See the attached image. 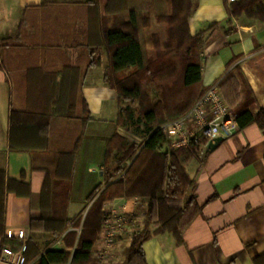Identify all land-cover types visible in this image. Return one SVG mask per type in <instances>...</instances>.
Returning a JSON list of instances; mask_svg holds the SVG:
<instances>
[{
	"label": "crops",
	"instance_id": "0c3cea01",
	"mask_svg": "<svg viewBox=\"0 0 264 264\" xmlns=\"http://www.w3.org/2000/svg\"><path fill=\"white\" fill-rule=\"evenodd\" d=\"M121 1L127 6L104 14L93 0H0V264H15L16 253L32 239L39 244L49 240L34 235L30 221L45 206L49 175L43 166L52 168L55 154L77 153L68 167L62 165L69 184L59 193L69 197L65 214L79 216L80 229L117 172L115 158L106 162L105 153L109 138L125 130L118 122L117 92L105 81L110 59L104 28L127 22L131 9L139 22L147 17L139 26L147 58L154 53L155 39L165 36L159 17L173 14L172 0ZM229 5L227 0H191L188 31L192 36L206 31L199 53L201 79L194 90L227 74L222 93L234 112L244 105V86L256 107L264 109V22L244 16L228 21ZM11 110L27 117L51 116L46 150L10 149ZM33 126L15 128L13 137L31 146L45 144L43 136L33 134L37 123ZM200 158L186 167L193 187L184 201H194L184 212L180 241L168 232H151L142 243L146 264H264V130L250 124L215 148L208 145ZM97 185L99 192L88 200ZM138 205L119 196L103 202L101 210L111 206L124 214ZM99 238L96 242L108 244ZM122 259L103 257L101 262Z\"/></svg>",
	"mask_w": 264,
	"mask_h": 264
},
{
	"label": "trees",
	"instance_id": "16d2710c",
	"mask_svg": "<svg viewBox=\"0 0 264 264\" xmlns=\"http://www.w3.org/2000/svg\"><path fill=\"white\" fill-rule=\"evenodd\" d=\"M54 1V0H52ZM50 0V2H52ZM96 8L107 14L113 8L127 6L121 0H93ZM127 1V0H125ZM173 14L171 16H160L159 19L165 24V36L172 50L170 55L166 54L165 61L154 59L158 47L154 50V56L145 57L140 40V23L146 24L147 17L139 22L137 11L129 10V19L125 23L115 24L113 27H105L103 31L104 46L108 49L110 66L105 74L106 83L114 88L119 99L120 109L118 114L119 124H131L135 128L143 129L145 141L142 146L128 143L117 134L109 138L106 148V162L111 160L112 151L115 148L118 155L115 158L118 167L117 173H124L127 179L112 181L104 190V194L91 206L83 220L80 232L68 230L78 227L80 217L68 218L65 214V206L68 196L59 193L69 182L68 167L72 154H55L48 165L43 166L48 172V184L44 188L46 203L42 214L30 221L31 229L42 228L51 232L66 231L63 235L64 247L54 248L47 246L42 252L28 241L23 251V264L33 260L34 264H102L99 259H94L93 249L97 237L101 233L103 223V202L115 197L145 198L147 204L144 214V226L152 223L155 230L150 231L147 227L141 233L133 236L128 248L122 253L123 259L117 264H146L142 243L151 233L172 234L180 241L181 221L187 208H190L193 197L183 206L182 201L186 193L193 187V179L185 170V164L189 157L198 156L199 148L189 146L177 150L165 149L164 145L171 144L170 139L158 127L172 119L186 113L193 103L206 90H194V86L201 79L202 65L200 63V49L203 44L204 34L202 31L194 36L188 31L187 19L191 8V0H172ZM229 20L232 16L245 14L264 22V0H239L228 7ZM215 25H211L210 29ZM209 30V29H208ZM196 44L199 53L194 56L190 54L191 47ZM134 67L127 75H117L122 70ZM179 69V70H177ZM178 71L179 75L173 81L168 78V73ZM167 76V77H166ZM227 74L218 83L219 91L224 101L229 104L227 97L222 93L223 81ZM166 77V79H164ZM168 78V79H167ZM148 84L155 85L160 98L150 102L145 90ZM245 101L242 109L237 113L238 131L250 124H256L264 130V109L256 107L254 97L250 90L244 86ZM180 92L176 101L169 105L168 98L172 92ZM137 103L141 108V114H135L132 103ZM229 106V105H228ZM256 108V109H255ZM22 114L11 110L10 121V149L40 151L46 150L47 128L50 115L37 116ZM164 117V120L161 121ZM37 120V131L33 134L43 136L45 144L31 146L24 141L15 140L14 130L35 128L33 122ZM117 139V141H115ZM139 150V152H137ZM117 153V152H116ZM113 159V158H112ZM65 161L62 163L61 161ZM115 174L113 176H115ZM109 182V179L107 183ZM100 185L94 187L87 196L91 200L100 190ZM187 205V206H186ZM63 233V232H62ZM257 261V258H256ZM112 264V263H104Z\"/></svg>",
	"mask_w": 264,
	"mask_h": 264
},
{
	"label": "rangeland",
	"instance_id": "374dc122",
	"mask_svg": "<svg viewBox=\"0 0 264 264\" xmlns=\"http://www.w3.org/2000/svg\"><path fill=\"white\" fill-rule=\"evenodd\" d=\"M237 1L239 0L232 1L229 4L233 2H237ZM240 16H244L245 18L249 20H257V18H254V16L250 17V16H246L245 14H242ZM240 16H236V17H240ZM233 17L234 16H232V18ZM169 44L170 43H168L166 37H164L163 40L155 39V43H154L155 48L158 47L159 49H157V52L155 56L153 55L154 56L153 58L158 61H165L166 58H168L166 57V54L170 55L172 53V50L169 48ZM198 53H199V48L196 44H194L190 49V54L196 56ZM177 70L172 74L168 73V78L172 77L171 79H173V81L176 80L179 75ZM166 77L164 79H166ZM145 90L147 91L146 95L150 99V102H153L160 98V94L157 92L155 85L148 84ZM179 93H180L179 91L172 92V94L168 98L169 105H171L172 102L174 103L176 101L177 96H181ZM132 107L135 111V114H138V115L141 114L142 108L137 103L135 102L132 103ZM159 118H162L161 121L164 120V117L162 116H160ZM119 125L125 130L124 134L123 133L122 135L117 134L119 137L125 139L128 143H134L137 146L143 145V142L145 141V134L143 133L142 128L141 129L135 128V126L129 123L127 124L120 123ZM104 127H108V125L104 124ZM115 141H117V139H115ZM165 149L177 150L179 149V147H174L172 144H168V145H164V148H162L160 151L163 152ZM111 151H112V158H116L118 155L117 149L113 148L111 149ZM137 152H139V150ZM76 156H77V153H73L70 156L71 162H74L76 160ZM198 159H201L200 155L189 157L188 162H186L185 164V170H186V167L189 165V163L196 162ZM97 173H98L97 171L94 172L93 176H97ZM117 179H122L123 181H125L127 177H125L124 173H117L115 174V176L110 177L109 181L112 182V181H116ZM104 186L106 187L108 186V184L106 183V185ZM189 192L190 190L187 193ZM128 199L138 204L141 202L142 206L138 205L136 208L134 207V209H132L131 212H127L124 214L119 213L117 211L113 212L111 206L108 209H104V213H103L104 227L101 230L99 240H104V242L106 243L108 242V244H102L100 242H96V244L94 245L93 252H92L94 259H99L100 261H102L103 257H106V258L108 257L109 259L113 257V259H116V260L122 259V253L128 248L130 240L133 238L134 235L141 233V231L146 229V227L150 231L155 230L154 224L152 223L149 226L148 224L144 226V220H145L144 214L147 208V204L145 203V198L137 196V197H130ZM184 200H185V196L183 198L182 204L185 203ZM77 229L80 230V227H77ZM68 230H70V228ZM62 232H59L60 234H58L55 231L51 232V231L43 230L42 228H35V229H32V233L34 235L43 234L44 236L45 235L48 236L49 240L47 242H42V244H39L34 239H32L31 242L41 252L47 246L49 247L58 246L57 242H60V245L63 248L64 247V240H63L64 235L63 234L66 231L63 230ZM33 262L34 261L31 260L27 262L26 264H34Z\"/></svg>",
	"mask_w": 264,
	"mask_h": 264
},
{
	"label": "built area",
	"instance_id": "2783aa9c",
	"mask_svg": "<svg viewBox=\"0 0 264 264\" xmlns=\"http://www.w3.org/2000/svg\"><path fill=\"white\" fill-rule=\"evenodd\" d=\"M232 1L235 0H227L228 3ZM218 83L219 81L206 87L186 113L158 127L174 147L196 146L199 148V155H202L210 143H214L218 138H228L238 131L237 113L222 98ZM18 237L24 238L22 231ZM24 250L25 244L16 253L12 263H23ZM1 260L10 263L7 257Z\"/></svg>",
	"mask_w": 264,
	"mask_h": 264
},
{
	"label": "water",
	"instance_id": "95a60500",
	"mask_svg": "<svg viewBox=\"0 0 264 264\" xmlns=\"http://www.w3.org/2000/svg\"><path fill=\"white\" fill-rule=\"evenodd\" d=\"M222 141H223V138H218L214 143L209 144V149L215 148Z\"/></svg>",
	"mask_w": 264,
	"mask_h": 264
}]
</instances>
